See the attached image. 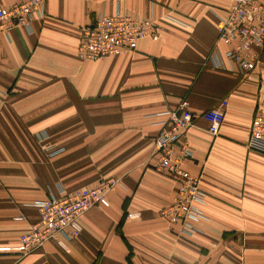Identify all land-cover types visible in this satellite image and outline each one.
Here are the masks:
<instances>
[{"label": "crops", "instance_id": "crops-1", "mask_svg": "<svg viewBox=\"0 0 264 264\" xmlns=\"http://www.w3.org/2000/svg\"><path fill=\"white\" fill-rule=\"evenodd\" d=\"M19 0H0L8 7ZM228 0H47L32 29L0 32V264H264V154L247 143L264 96V48L243 75L217 41ZM152 18L159 38L85 60L81 27L99 13ZM174 15L190 25L166 19ZM188 99L197 116L184 139L186 168L207 193L191 237L161 215L176 193L158 168L155 137L163 116ZM227 104L213 135L203 113ZM54 150L58 153L52 154ZM119 178L78 220L80 232L27 255L15 250L40 219L35 202Z\"/></svg>", "mask_w": 264, "mask_h": 264}, {"label": "built area", "instance_id": "built-area-1", "mask_svg": "<svg viewBox=\"0 0 264 264\" xmlns=\"http://www.w3.org/2000/svg\"><path fill=\"white\" fill-rule=\"evenodd\" d=\"M228 1L229 5L218 13L217 36V41L227 48L224 54L215 49L210 58L216 67H223L228 61L232 69L247 75L257 67L264 48V0ZM46 2L19 0L8 7H0V32H8L15 26L32 29L35 19L46 16ZM166 19L190 25L171 14L166 15ZM144 38H159L154 19H142L121 10L114 14L99 13L92 22L81 27L78 52L82 59L96 60L134 50ZM226 104V101H222L202 115L213 135L220 132ZM160 114L163 116L161 130L155 137L158 168L172 175L177 182L174 199L161 210V215L171 226H179L181 235L191 237L197 231L196 224L203 217L202 206L207 196L200 186V177L186 168V162L193 157V150L184 139V132L194 125L197 116L189 108L188 99H182L176 108ZM247 148L264 154V96L252 118ZM119 182V178L103 179L92 189H80L61 196L50 194L36 201L34 204L40 209V219L31 231L20 237L15 250L23 256L27 255L43 247L49 240L65 234L69 227L73 229L71 235L77 236L80 232L79 218L98 205L108 206V194Z\"/></svg>", "mask_w": 264, "mask_h": 264}]
</instances>
